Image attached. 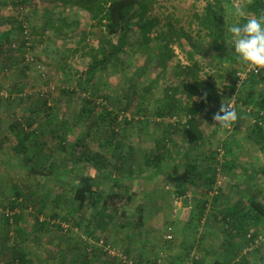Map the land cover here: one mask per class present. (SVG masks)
Masks as SVG:
<instances>
[{
	"label": "rangeland",
	"instance_id": "obj_1",
	"mask_svg": "<svg viewBox=\"0 0 264 264\" xmlns=\"http://www.w3.org/2000/svg\"><path fill=\"white\" fill-rule=\"evenodd\" d=\"M65 1L33 0L38 8L42 7L39 10L36 8L37 12L30 16V27L27 29L28 31L34 29L30 36H27L26 41L28 43L31 41L33 45L35 44V50H29L23 57H21L23 55L22 53L16 51L15 56H13L16 58V62H19L24 57H27V60H32L31 68L29 67L30 70L26 74L29 77V83L21 79L22 77L18 70L21 67L20 62H10L9 53L11 52L4 51L0 54V215L2 210L1 204H4L5 200L12 196V192L16 190L25 192V189L29 188L30 190L28 191H30L33 198L34 196L39 198L43 195L47 198V213H56L59 215L60 220L55 225L59 223L62 227L68 229V223L62 221L63 216L67 217L70 221L75 217H81L83 224L88 223L91 213L96 216L89 209H84L80 213L74 214V207L69 201L71 193L74 190L73 181L69 175L45 178L34 172L43 170L45 167L48 169V164L52 159L55 160V166L58 171L62 170L66 163H70L76 159V156L79 154H76V146L80 139L84 137L83 135L86 131L87 124L85 122L80 123L75 126L74 130H68L65 145L66 151L57 148L58 140L50 135L48 129H53L54 125H59L61 120L66 121V127L74 122L76 117L75 105H77V108L79 107L81 97H84V95L87 97V92H95L96 95L105 97L107 99L106 105L114 112L113 115L117 116V120L119 121L118 126L115 127L117 136L114 143L123 142L120 151H117L114 146L102 145L104 137L101 134V128L96 131L92 130L94 134L91 133V136L86 140L90 150L108 158L110 166L109 172H113V175H116L117 172L113 169V166L119 160L127 164L126 167L130 166L133 172L139 171L140 167L145 166L143 165L142 158L144 154L150 152L149 150L153 148L156 140H162L164 137L166 143L165 149H167L166 153L169 157L164 161L163 165L170 163V165L176 166L179 162L177 158L178 154L186 150V143L181 134V129L186 119V111L184 108L195 104V99H188L185 95H182L180 90L181 83L184 81V77H187L186 74H188H181V70L188 62L186 54L181 51L178 45V37L181 35H186L196 41L197 46L203 53H207L208 50L210 53H214L207 60L204 58L205 54L202 57H195V60L200 62V69L196 73V80L202 84V88L212 98L206 110L201 113L204 120L200 125V130L203 131L205 137L209 133L210 145L207 146L208 148L202 146L197 149L192 148L191 150L187 148L191 153L189 154L191 155L190 159L194 161L193 163L199 169L203 170L205 167L210 166L209 161L205 158L208 151L217 152L220 149L222 151L220 159H223V157L228 158L237 166L236 169L223 171L220 169L219 164H216L218 174L214 180L215 183L213 184L212 191L215 186L220 192L216 195L219 202L211 198L212 192H209L207 195H205V192L202 194L203 188H201L202 191L195 195V201H190V206L193 209L198 200H205L207 203L205 217H207L208 221H211L215 217L214 212L218 210V206L221 205L220 207L226 210L230 204V200L238 199L239 197H243L242 199L249 202V197L253 195V197L256 196L255 198L264 204V174L262 172L264 171V153L261 152L260 147L255 143V138L250 133L253 128L252 119L247 116V111V113L243 112L245 109L243 108L245 105L244 101L255 98L261 92L264 85L260 82L250 83L248 80H245L232 95L224 87L228 80V77L224 76L227 71L235 73L246 68L244 64L239 62L233 52H230V54L223 53L225 48L228 51V47H232L230 37L227 33V25L231 19L228 16V11L239 0H229L228 4L224 1L226 2L223 5L226 12V24L221 28L219 37L217 36L215 38L211 34L207 35L205 30L199 27V23L195 18V15L199 17L203 15L207 0H156L157 4L151 13V19H149V22L153 24V28L148 34L151 40L145 45V48L133 54H119L120 60L118 65H115V67L108 66L100 76L99 74L97 75V79H99L98 84L95 86L98 88L97 91L92 86L88 88L87 92L81 91L78 94L79 97L77 96L76 98L73 96L72 99H69L71 101L69 104H65L62 101L64 110L60 111L52 127L46 130V124H35L32 126L30 130L38 133L36 134V139L40 141L37 147L30 148L26 155L17 154L12 150L16 139L14 134L8 130V125L13 119L11 113L15 112L14 118L16 120L18 119L20 123L27 124L31 119L28 112L29 108L38 105L42 101V97L47 93L48 96L52 95V97L57 98L58 91L64 87L73 88L79 92L80 88L78 85L79 83H83L79 71L85 70L91 62V59L97 53L94 49H96L98 43L94 37L87 35L88 37L86 36L85 38L84 36L85 31H88L85 27V22L83 23L86 19L85 14L79 12L78 15H73L71 12L64 11L62 8L66 3ZM6 3V0H1L0 2L4 10L7 9V6H5ZM56 8L61 12L60 14L54 13L53 16L47 15V9L55 11L54 9ZM43 9L46 13H44ZM10 14H13V12L0 9V31L7 28L1 22V19ZM49 16L57 24L55 31L62 29L64 35L56 34L52 29L46 31L45 34L43 33V27H45V22L49 20ZM73 21L80 23L79 29L76 30L75 25L70 28L67 27L66 23ZM13 39L16 42V34H13ZM132 41L133 39L129 38V42L132 43ZM135 45L137 46L136 43ZM220 46L222 48H219ZM107 47L110 46L107 45ZM184 47H187L186 43ZM174 52H177V56H175ZM169 54L173 55V59L168 60ZM211 59L212 61L209 62ZM38 65L40 68H38ZM220 70L221 73H218ZM14 83L26 84L25 93H15L13 91ZM169 88L171 90L177 89L178 111L172 113V115L169 113L164 118H160L156 113L167 102L168 97L165 96V91ZM47 90H50L53 94ZM21 97L27 102L25 106L21 105ZM232 98L236 99V108L233 111L236 113L237 118L234 120L235 125L233 128L231 127V129L226 130L214 121L213 111L215 106L227 104ZM58 100H50L49 104L56 105ZM99 101L105 103L101 97ZM103 125L108 127L111 124H109V120L107 119ZM32 141L33 139L29 143H32ZM129 147L135 149L132 158L128 153ZM35 152H38L36 156H34ZM216 158L219 159L218 155ZM66 167L70 168L69 165ZM88 170L91 174H96L95 171ZM125 172L126 169L123 168L119 174H124ZM180 172L181 167H178L176 174L179 175ZM106 173L108 172L105 171L96 174V176L101 177L102 181H105L104 183L101 182L103 189L113 184L109 178L105 180ZM206 175L203 177L205 181L210 177V174ZM167 177H164V179L163 177L158 178V184L155 186L156 190L151 189L152 191L149 190L148 192V188L144 186L134 189L136 203H143V200H149L148 202H144L146 208L145 213L158 209H166L167 203L163 204V201H160L163 196L172 201L175 199L174 197H177L173 190L178 188L179 185L175 184L176 182L173 180H177L178 178ZM135 181L132 178H126L122 182L127 185L124 187L133 188ZM217 181L221 183L219 187H216ZM199 183H202V178L199 179ZM204 190H206V187ZM59 194L62 195V203L58 209L54 207L52 201ZM227 199L228 202L224 203ZM186 204L189 203L186 202ZM30 212L33 213L30 215L27 212L25 213L21 224L28 229L33 227L34 214L38 212V209H34L33 206ZM205 217L203 221L206 220ZM147 219L146 217V225L143 228L145 237L141 239L144 247L140 248V253L143 254L145 259L152 260L156 255L152 247H155L161 248L157 256L158 258L164 257L166 254L168 255L175 248L174 242L177 233L175 232V237L173 236L172 242L169 245L165 244L164 223H162V226L158 224L159 227L155 229V223L148 226ZM201 224L199 223V225ZM23 227L20 228L23 230ZM0 229L3 230L4 228L0 225ZM28 229H24V234H21V238L23 237V240L27 241L24 242L25 252L29 259L35 261L34 264H62L60 263L62 260L64 264L69 263L72 259V254L63 251L67 250L65 246H61V249L60 246H56L61 239H59V236L55 232V228L53 230L50 229V233H40L38 230L31 232ZM256 229L258 230V237H260L257 247L249 251L241 250V253L246 254L250 259V263L254 264L259 263L260 261L258 260L264 256V221L262 224L259 222L256 225ZM113 232H111L112 237L122 235L119 232H117L118 234ZM11 234L12 236L15 235V233ZM50 234L51 236L53 235L52 244L49 240ZM246 235L243 238L245 248L249 246ZM201 236H205V234L190 235V239L182 232L180 234L181 238L187 239L186 242L184 241V244L188 242V244L190 243L192 245H195ZM209 236L213 238V241H219L221 238H225L223 237L224 234L218 235L210 233ZM256 237L253 238L252 236V239H257L258 237ZM2 239H4L3 236H0V240ZM5 241V244L0 241V264H7L9 262V248L14 240ZM113 241L116 242V239ZM117 242L119 245H116V247L121 246L120 240L117 239ZM6 247L8 248L3 249ZM116 247L114 249H117ZM57 248L60 250H57ZM118 248L119 250L121 249L120 247ZM135 251H138V249H135ZM135 251L131 252L133 259L137 258ZM199 254L201 253L199 252L196 257ZM105 258L107 261L109 260V256Z\"/></svg>",
	"mask_w": 264,
	"mask_h": 264
},
{
	"label": "trees",
	"instance_id": "obj_2",
	"mask_svg": "<svg viewBox=\"0 0 264 264\" xmlns=\"http://www.w3.org/2000/svg\"><path fill=\"white\" fill-rule=\"evenodd\" d=\"M224 1H226L227 4L229 3V0H207L203 15L201 17L195 15L199 27H201L202 30H205L207 35H213L214 38L217 36L219 37L221 28L226 24V12L225 7L223 6L226 2ZM65 2L66 4L62 8L64 11L71 12L73 15H78L79 12L85 14L86 19L83 23L85 22V27L88 31H85L86 33L84 36L85 38L87 35H92L94 37L98 43V46L94 49L97 53L95 54V57L91 59L87 68L79 71L83 81V83H79L78 85L80 88L79 92H77L76 89L64 87L58 91L57 98L52 97V95L48 96L47 93L42 97V101L39 102L38 105L29 108L28 112L31 119L27 124L20 123L18 119L16 120L14 118L15 112L11 113L13 119L8 125V130L10 133L14 134L16 139L12 150L17 154L26 155L30 148L37 147L40 144L39 139H36V134L38 133L34 130H30L32 126L35 124H46V130L49 127H52L56 118H58L60 111L64 110L62 101L65 104H69L71 102L69 99H72L73 96L77 98L81 91L87 92L89 87H95L99 82V79H97L98 74L100 76L108 66L115 67V65L119 64V54H133L138 50L145 48V45L151 40L148 34L152 30L153 24L149 22V19H151V13L154 11L157 4L156 0H66ZM245 2L248 4V11L250 14L258 15L261 12H264V0H245ZM7 5H11L14 8L13 10L15 13L1 19V22H3L7 28L0 31V54L4 51L11 52L9 53V58L11 59L10 62H20L21 67L18 70L21 74V79H24L29 83L30 80L26 74L31 68L30 65L32 64V60H27V57H24L21 58L19 62H16V58L13 56H15L16 51L22 53L23 55L21 57H23L29 50H35V44L33 45L31 41L29 43L26 41V37H29L34 29H30L27 36L25 35V30L30 27V16L37 12V7L33 0H8L5 6ZM58 8L54 9L55 11L47 9V15L53 16L54 13L60 14L61 12ZM46 12L44 10V13ZM51 16H49V20L45 22L43 33L45 34L46 31L52 29L56 34L64 35L62 29L55 31L57 24H55V20L52 19ZM66 24L68 28L75 25L77 30L79 29L80 23H75L73 21ZM13 34L17 35L16 42L13 39ZM129 38L133 39L132 43L129 42ZM178 38V45L181 51L186 54V59L190 62L189 66H185L181 70V74H188H186L187 77H184L180 90L188 99H195L194 105L184 108L186 111V119L182 126L181 134L187 147L197 149L202 146L204 140L200 131V125L204 120L201 113L206 110L210 101H212V98L210 94L202 88V84L196 80V73L200 69V62L195 60V57H202L205 54L204 58L207 60V58L209 59L214 53H210L209 50L207 53H203L197 46L196 41L186 35H181ZM185 43L187 44V47H184ZM107 45L110 47H107ZM219 48L222 47L220 46ZM228 48L229 50L227 51L225 48L223 53L230 54V52H233L232 47ZM131 51L133 52L131 53ZM173 55L169 54L168 60L173 59ZM211 61L212 59L209 62ZM35 66H37V64H35ZM38 68H40L39 65ZM245 70L246 68L240 72ZM237 73L238 72L233 73L227 71L226 75H224L225 77H228L224 87L231 95L237 91L238 86L242 82L244 83L245 80H248L250 83L260 82L264 85V69H261L259 74H254L253 72L248 73L246 79L241 82H239ZM25 87L26 84L14 83L13 91L17 94L25 93ZM97 90L98 88L95 87V91ZM176 90L177 89H166L165 96L168 97V99L156 113L158 117L164 118L167 114L171 113L170 115H172V113L178 111ZM47 91L51 93L50 90ZM99 96L100 95H96L95 92H87V97L85 95L84 97H81L82 99L80 101L81 103L78 105L79 107L77 108V105H75L76 117L74 122L66 127V121L64 122L61 120L59 125H54L53 129H48L50 135L58 140L57 148L66 151L65 145L67 142L68 130H74L75 126L80 123L85 122L87 124L86 131L83 135L84 137L80 139L76 146V154L79 153L76 156V159L70 163H66L63 169L59 171L56 169V162H54V159L48 164V169L45 167L43 170L34 171L37 175L45 178L69 175L72 178L74 188L69 199L71 205L74 207V210L72 209L74 214H78L84 209H89L91 212H94L96 216L91 213V216L89 215V221L86 224L82 223L83 219L81 217H72L73 219L70 221L67 217L63 216L62 221L68 223V229H65L59 223L55 225V223L60 220L58 214H49L46 212L48 201L44 195L39 198L34 196L33 198L30 191H28L30 190L29 188H26L25 192L20 190L12 192V196L8 197L4 204H1L2 210L0 215V225L4 228L3 230L0 229V236H3L5 240H14L9 248V262L7 264H34L35 262L27 257L24 244V242L27 241L23 240V237L21 238L24 234V229H28L21 225L23 217L26 212L29 215L33 213L30 212L33 206L34 209H38V212H35L34 214L35 219L32 224L33 227H30L28 230L31 232L38 230L40 233H50V229L53 230L55 228V232L59 236V239H61L56 246H60V249L61 246H65L67 250H62L68 254H72V259L68 264H94V260L91 261L90 259L94 258L100 260L101 256L99 255V252L103 254L102 258H104V255L108 256L104 250V246H109L112 250L117 252V250L114 249L116 245H119L117 239L120 240L122 246H119L121 248L120 250L117 248V253L121 251V255L132 260L135 264H156L158 259L163 258H158L157 254L152 260H148L145 259L142 253H140L142 256H138L136 259L131 257V252L134 251L131 248L133 243L139 242V247H144V243H141V239L145 237L143 233V228L146 225L145 201L143 200V203H136V193L133 188L124 187L127 185L122 181H124L126 177L120 176L119 172L124 168L126 169V173L132 174L133 169L130 166L126 167L127 164L119 160L113 166V169L117 172L116 175H113V172H109L110 166L108 158L90 150L87 145L88 143H86V140L91 136V133H93L92 130L96 131L101 128V134L104 137L102 143L103 146H114L117 151H120V148H122L123 145V142L114 143L117 136L115 127L119 124L117 116H114V112L109 109L108 105H106L107 99L100 96L105 103L100 102ZM21 99V105L25 106V103H27L26 100L23 97H21ZM55 99H59L56 102V105L49 104L50 100ZM244 104L243 108L245 109L243 112H248H246L247 116L252 119L253 123V128L250 133L253 135V138H255V143L260 147L259 149L261 152L264 153V86L255 98L244 101ZM220 107L221 105L215 106L213 116L219 112ZM107 119L109 120V124H111L108 127L103 125ZM234 125L235 123L233 121L230 127L224 129L229 130L231 127L233 128ZM32 139V143H29ZM165 147V137L162 140H156L153 148L149 150L150 152H146L142 157L143 165H145L144 167L147 169L151 167L150 169L152 171L149 175L150 178L159 177L165 169L174 174L180 165H184L183 177L181 179L182 183L179 184L178 188H175V191H173L175 196H185L189 194V192L198 193L202 191L201 188H203V191L201 192L202 194L205 192V195H207L209 192H213L212 188L215 183L214 180L218 174L216 164H219L220 169L223 171L237 168V166L228 158L223 157V159L217 160L216 157L218 152L211 151L210 153L208 152V155H205L210 166L201 170L193 163L194 161L188 157L191 153L187 148L184 152L178 154L177 158L179 162L176 166L170 165V163H168V165H163L164 161L169 157V155L167 156V149H165ZM134 150L133 147H129L128 153L132 155ZM37 154L38 152H35L34 156ZM68 165L70 168L66 167ZM88 169L95 171L96 174L107 171L108 173H106L107 176L105 177V180L109 178L113 184H110V187L103 189L101 184L105 181H102L101 177L96 176V174H91ZM262 172L264 174V171ZM206 174H210V177L207 179V185L205 186L203 183H199V179H203ZM205 187L206 190H204ZM218 193L220 192L217 191V194ZM255 197L256 196L252 197L247 203L239 197L238 199H233L228 205L222 218V223L228 224L227 229H225L228 237L229 233L231 234L234 229L238 230L236 236L243 235L245 237L246 234L250 233L253 238L256 236L258 237L256 225L259 222L264 221V204L261 201H258ZM212 198L218 200L216 195L212 196ZM166 199L168 200L167 197L161 199L163 204L167 203ZM52 203L55 208L59 209L62 203V195H56ZM206 204L205 200H198L194 206L195 208L190 211L196 213L192 218L198 223L203 219L206 211ZM168 218V216L164 217V243L169 245L175 234V228L171 223L172 220H168ZM215 218H217V216H215ZM150 225L151 223H148V226ZM20 227H23V230ZM168 228L171 229L169 234L172 235V239H166ZM111 232L116 234L119 232L122 235L119 234V237L114 236V238L111 236ZM11 233H15V235L12 236ZM52 236L50 234L51 239L49 238V240L51 244L53 242ZM126 238L130 245L128 247L123 246ZM4 239L0 240L3 244L6 243ZM112 239H116L117 244ZM71 240L72 244L70 245ZM100 241L103 242L102 245L99 244ZM183 245L185 246L184 257H178L176 259L173 252H169L168 255L166 254L167 258L165 260L172 264H203L201 260L196 259L197 257L195 258L198 253H195L192 250L195 248V245L190 243H183ZM241 245L245 246L243 243H241ZM80 247H82V249H80ZM7 248L8 247L3 249ZM190 248L192 249L190 250ZM60 249L57 248V250ZM227 249H230V247ZM62 261L60 263L64 264ZM258 261H260L259 264H264V256ZM97 264H100V262ZM106 264L119 263L116 258H110ZM213 264L220 263L215 262ZM222 264L251 263L246 254L241 253V249L237 250V253H234L231 246V258Z\"/></svg>",
	"mask_w": 264,
	"mask_h": 264
},
{
	"label": "crops",
	"instance_id": "obj_3",
	"mask_svg": "<svg viewBox=\"0 0 264 264\" xmlns=\"http://www.w3.org/2000/svg\"><path fill=\"white\" fill-rule=\"evenodd\" d=\"M6 1L8 2V0H6ZM0 2H1V0H0ZM36 7H37V5H36ZM41 8H38V10L41 9ZM0 9L3 10V11H8V12L15 13L14 10H13L14 8L11 5H7V9L4 10V8H2V5L0 4ZM174 53H175V56H177V52H174ZM188 62H189V60H188ZM188 62L186 63L185 66H189L190 65ZM218 73H221V70ZM181 93H182V91H181ZM182 95H183V93H182ZM177 101H178V99H177ZM201 133L203 135V131H201ZM208 136H209V133H207L206 137L203 135V139L204 140H203L202 147H204V148L207 147L208 145H210V141H209L210 137H208ZM166 141H167V139H166ZM231 144H233V143H231ZM186 148H188L190 150L192 149V148L187 147V145H186ZM134 151L132 152L133 154L131 153L132 154L131 158L134 156ZM208 152L210 153L211 151H208ZM209 153H207V155ZM190 156L191 155H189L188 157L190 158ZM183 166L184 165H180L181 172H180L179 175L176 174L177 171L173 174V172L171 173L170 171H167V169H165V171L162 172V174L159 177L150 178L149 175H150L152 170L151 169L147 170V168H145V167H140L139 171L133 172L132 174H128V173L125 172L124 174H120V175L122 177L132 178V179L136 180L133 183V190L135 188H139L141 186L142 187L144 186V187L148 188V192H149V190H151V189L152 190H156L155 186L158 184V178H161V177H163V179H164V177H167V176H168L167 178H172V177L178 178L177 180H173V181L176 182L175 184H178V185L181 184L182 183L181 179L183 177V171H184ZM226 174H228V173H226ZM205 176H207V175H205ZM206 182L207 181H205V178H203L202 179V183L205 186H206ZM173 191H175V189ZM195 195H196V193L189 192V194H187L185 196L174 197L175 199L173 201L170 200V199H168V200L166 199V201H167V208L166 209H162V210L158 209V210H153L152 212L149 211V213H146V217L148 218L147 219L148 223H151V224L155 223V227L154 228L156 229V228L159 227L160 224L162 226V223H164V217L165 216H168L169 217L168 219L172 220L171 223L174 225V228H175L174 230L177 233V236L176 237L174 236L176 238V240L174 242L175 243V245H174L175 248L172 250L173 255H174V257L176 259L178 257H184L185 256V248H184L185 246L183 245V243H184V241L186 242L187 239L185 240V239L180 237L181 232L184 235H187L188 239H190V235L201 234V233L205 234V236H201L197 240V243L195 244V248H193V249L190 248V250L192 249L193 252H195V253L196 252H198V253L200 252L201 253V254L198 255L197 258L195 256V258L201 260L203 262V264H213L215 262L222 264V263H224L225 261H227V260H229L231 258V246H232V251L234 253H237V250H240V249L244 250L245 246L241 245V243H243V244L245 243V241L243 239L244 236L243 235L242 236H236V233L238 232V230L234 229L231 232V234L229 233V237H228V234L226 233L227 231L225 230V229H227V227H228L227 225L228 224L222 223L223 222L222 218H223L226 210L222 209V207H220L221 205L217 207L218 210H215V212H214L215 215L213 214L214 216H217V218L213 217V219L211 221L210 220L208 221L207 217H205V214H204L203 219L205 217L206 220L203 221V219H202L200 221V223H202V224L199 225V223L192 218V216H195L196 213L190 212L191 209H192V207L190 206V201H195V199H194V198H196ZM163 197H165V196H163ZM252 197H253V195L250 196L249 199L251 200ZM231 198H232V196H231ZM242 200H245V199H242ZM148 201L149 200H145V202H148ZM160 201H162V200H160ZM231 201L232 200H230V203H231ZM186 202H188L189 204H186ZM216 202H219V201L217 200ZM221 202H223V201H221ZM227 202H228V199L225 200L224 203H227ZM245 202H246V200H245ZM206 222L209 224V226H207L208 224ZM260 223L262 224L263 221H261ZM210 233H213V234L215 233V234H218V235H223L224 234L223 237H225L224 238L225 241L222 238L219 241H213V238H211L209 236ZM231 235H232V237L233 236L234 237L232 238ZM216 238H219V237H216ZM124 241H125V243H124V245L122 244L123 246H125V247L130 246L127 238ZM139 246H140L139 242H135L131 246V248L134 251H135V249H138V251H135L136 252L135 254L137 255V258H138V256H142L140 254V251H139L140 250ZM118 247H116V248H118ZM229 247H230V249H227ZM116 250L118 251V249H116ZM152 250L157 255L159 253V251L161 250V248H155L154 247V248H152ZM138 252H139V254H138ZM99 255L101 256V259H100L101 261L100 260H96L93 257H91L93 259H90V260L91 261L94 260L93 261L94 264H97L99 262H100V264H106L107 260L105 258V255H104L105 259L102 258L103 254H101L100 252H99ZM236 260H237V258H236ZM248 260H250V259L248 258ZM251 264H254V263H251ZM255 264H259V263H255Z\"/></svg>",
	"mask_w": 264,
	"mask_h": 264
},
{
	"label": "clouds",
	"instance_id": "obj_4",
	"mask_svg": "<svg viewBox=\"0 0 264 264\" xmlns=\"http://www.w3.org/2000/svg\"><path fill=\"white\" fill-rule=\"evenodd\" d=\"M227 25L232 49L240 63L257 70L264 69V12L252 15L245 0H239L228 11ZM236 113L222 104L213 119L222 128L230 127Z\"/></svg>",
	"mask_w": 264,
	"mask_h": 264
},
{
	"label": "built area",
	"instance_id": "obj_5",
	"mask_svg": "<svg viewBox=\"0 0 264 264\" xmlns=\"http://www.w3.org/2000/svg\"><path fill=\"white\" fill-rule=\"evenodd\" d=\"M28 32H29V31L26 29V30H25V35H26V36L28 35ZM26 39H27V37H26ZM260 70H261V69L253 70V69H251V68H249V67H246V70H245V71H243V72H238V73H237V76L239 77V82L245 80L246 77H247V74H248V73L253 72L254 74H259V73H260ZM235 102H236V99H235V98H232L231 101L228 102L226 105H227L231 110H234V108H235ZM217 152H218L217 155H218V157H219V159L217 158V160H220V158H221V155H220V154L222 153V151H221L220 149H218ZM219 172H220V171H219ZM220 184H221V183H220L219 181H217V182H216V187H219ZM217 191H218V190L214 187V190H213V192H212L211 195H212V196L217 195ZM170 231H171V229L168 228V229H167V234H166V239H172V235L169 234ZM246 237H247V239H248V241H249V246H248L247 248H245L244 250L249 251V250H252V249L256 248L257 245L259 244L260 237H258L257 239H252V235H251L250 233L247 234ZM99 244L102 245L103 242L100 241ZM104 250L106 251L107 255H108L110 258H113V259L116 258V259L118 260V263H119V264H135L132 260H129V259H127L125 256L121 255L120 253L115 252V251L112 250L109 246H104ZM166 258H167V257L164 256L163 258L158 259V260L156 261V264H172V263L166 261V260H165Z\"/></svg>",
	"mask_w": 264,
	"mask_h": 264
}]
</instances>
